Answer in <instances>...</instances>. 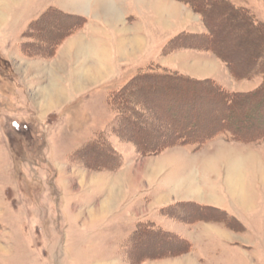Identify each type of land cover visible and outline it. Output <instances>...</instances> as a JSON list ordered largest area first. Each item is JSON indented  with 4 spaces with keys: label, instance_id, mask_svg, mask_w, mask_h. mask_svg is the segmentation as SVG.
<instances>
[{
    "label": "rangeland",
    "instance_id": "obj_1",
    "mask_svg": "<svg viewBox=\"0 0 264 264\" xmlns=\"http://www.w3.org/2000/svg\"><path fill=\"white\" fill-rule=\"evenodd\" d=\"M63 1L67 6H57L58 0H0V264H264V225L244 233L243 225H230L249 239L243 242L250 249L238 244L227 255L221 245L210 243L237 236L215 225L192 224L202 216L224 218L215 210H202L198 201L227 191L232 176L247 195L254 191L257 202L248 206L239 201L245 208L254 206L256 221L263 222L264 136L241 142L252 147L223 143L206 159L192 157L207 164L199 172L191 166V156L165 152L176 146L142 152L140 147L153 148L178 129L159 115L178 101L162 81L133 84L138 74L153 69L204 82L196 87L200 94L213 83L241 94L261 90L264 35L253 21L264 26V0H227L247 11L246 18L216 0H168L173 19L163 21L167 29L158 33V53H147V42L129 48L102 77L70 92L65 84L75 75H68L79 70L77 62L84 57L73 51L77 45L68 38L84 26L86 6ZM105 58L107 63V54ZM52 74L62 77L57 84L64 91L54 90L45 99ZM153 83L167 93L151 95L138 88ZM128 84L135 91L124 104L139 114L133 123L123 119L121 132L126 136L120 137L116 120L121 99L116 97ZM176 86L185 93L193 90L191 83ZM263 99L264 94L255 98ZM198 101L197 107L206 110L204 96ZM240 106L232 110L238 113L242 132L250 131L254 120ZM223 133L187 146L211 149L219 142H239ZM177 157L188 160L180 175L173 166ZM190 175L193 186L187 189L181 178ZM152 217L180 232L179 237L190 238L191 251L174 242L171 233L145 234L146 227L132 241L137 226L156 224L150 223Z\"/></svg>",
    "mask_w": 264,
    "mask_h": 264
},
{
    "label": "crops",
    "instance_id": "obj_2",
    "mask_svg": "<svg viewBox=\"0 0 264 264\" xmlns=\"http://www.w3.org/2000/svg\"><path fill=\"white\" fill-rule=\"evenodd\" d=\"M44 1L47 2L48 0H44ZM51 1H54V0H51ZM60 1L58 0L57 6L58 5L61 7L67 6L66 5L67 2L64 3L63 1L61 3ZM74 1L75 0H73V2ZM77 3H78V6L82 8L86 6L85 7L86 8L85 9L86 10L85 11L86 12L85 13L86 22L84 26L81 28V30L78 31V33L68 38L69 40L71 39L70 44L77 45V42H79V40L82 39V41L84 42V45L86 44L85 46H87V48L88 47L91 48L92 50L93 54L90 60L89 58L87 59L88 64H91V65L93 62L99 59L101 51L104 49L105 55L107 54L109 58L107 63H105L106 58L104 56L103 62L106 65L105 71L107 69H110V66L114 63L118 65L119 61L121 60L120 59L121 55L124 53H127L129 48L139 49L141 45L146 42L150 44L151 46L149 50L146 51L147 53H150V52L158 53L159 52V49H158L159 43L157 41L158 33L162 30H163L162 32H164L167 29V26L165 25L163 21L167 19L168 20L173 19L171 18V14H173V10H171L168 0H78ZM108 8H111V9H108ZM63 50H66V48H64ZM70 52L72 51L70 50L67 51L68 54H70ZM76 66L71 67V68L72 69L76 68ZM102 75L103 74H101L100 76L102 77ZM97 79L98 77L95 80ZM95 80H92V82H94ZM69 90L70 88L66 90V92H70ZM72 90L74 91V88H72L71 91ZM223 143L226 146L237 145V146L252 147V144L250 143L223 141L222 143L219 142L218 145L216 144L213 145L211 149H204V148L194 149L189 146H176V147L167 149L165 152L169 153V155L173 153H178L181 155L184 154V155L191 156L190 158L191 166L194 167L195 171L197 170L199 172L201 168L205 169L207 164L201 163V161L193 162L192 157L197 156L196 158L201 157V160L206 159L209 153L212 151V149H214V146L216 147L215 149H217V146ZM185 147H189V148L186 149ZM220 150H222V148ZM177 158H179V161L182 160V157H177ZM179 161H176L175 159H173V163H174V164L172 163L173 166L175 168H178L177 170H179V168H182L183 170H185L186 169L185 160L182 162H179ZM173 173L175 174V172ZM177 173L178 175H180L179 171H177ZM247 175L251 176L249 170H248ZM168 182L170 185L169 179H168ZM228 190L227 191L221 190L220 193H217L215 196L210 195L209 197H207L208 194L206 196L204 195L205 199H202L200 202L198 201L199 206L216 208L217 209L216 213L224 214V218L220 217L219 219L213 220L211 218H206L205 216H202V218H198L192 221L193 225L196 223H207L209 225H215L219 229L224 230L226 234L228 235H231L233 237L234 235L237 236L236 239H233V240H229V239L221 240L220 239L216 243H213V244L210 243V245H209V242H206L208 243L209 246L221 245L222 248L224 249V252L227 255L235 252V249L237 248V246L239 247L238 244H240V246H244L247 249H250L249 247L250 245L245 246L246 242H243V241H249V239L245 240L244 238H242L240 236L241 235L240 232L235 231L238 229H236V227H230V225H241V226L243 225L245 227L244 228L245 231H243V233L247 232L248 230H252L255 225H264V220L263 222L256 221L255 213L258 211L254 206L252 208L244 207L245 204L248 206H251L250 203L257 202V200L254 199L255 198L254 191H253V196L247 195V193L244 191L242 193L243 196L239 198L240 193L237 194V192H240V191L235 192L233 195L232 193H229L230 190L229 191ZM250 197L252 198L250 199ZM233 198H236V199H233ZM239 200L245 204L241 203ZM230 217H233L237 222L235 224L231 223L228 220ZM172 218L174 217L172 216ZM151 221L156 223L155 225L161 226L164 230L181 236L180 232H177L175 230H171V228H166L162 226L164 224H162L161 221H158L154 219L153 217ZM182 237L188 240L190 244H192L191 243L192 240H190V238L185 237V235H183ZM252 245H255V243H252ZM190 251L191 250H189V252ZM238 254L239 252L237 253V255Z\"/></svg>",
    "mask_w": 264,
    "mask_h": 264
},
{
    "label": "trees",
    "instance_id": "obj_3",
    "mask_svg": "<svg viewBox=\"0 0 264 264\" xmlns=\"http://www.w3.org/2000/svg\"><path fill=\"white\" fill-rule=\"evenodd\" d=\"M217 2L223 3L231 8L232 11L238 13L241 17H245L249 14L247 11L243 9H238L230 4L227 0H216ZM253 27L258 29L263 35H264V26L261 23H256L253 21ZM133 84H137L139 81L144 80L145 82L148 80L154 81H162V84L168 85V87L172 88L168 91L165 89V91L170 93L172 97L178 101L175 105L173 103L167 104L168 109H165L163 111L160 110V116L163 117L166 116L168 119L167 121H170V124L175 123L177 125L178 129H174V134L166 138L165 140L158 139V144L153 148H142L140 147V150L145 153L153 154L157 153L160 150H163L166 147L171 146H187L190 143H202L203 141L211 138L214 135H217L220 132H224L223 134H226V136L230 137L229 140H236L239 142H254L255 140L261 138L264 136V99L261 102H257L255 98L259 96L260 94H264V85L261 90L253 91L251 93L241 94L238 92H232L221 89L218 85L212 84L213 86H210V88L206 86L204 89H206V93H201L197 91L196 87L199 84L200 87H202V81L200 80H194L192 78H189L187 76H183L180 73L175 72H169V71H156L153 69H148L147 71H143L140 74L136 76L134 79ZM182 81V82H180ZM180 82V83H179ZM202 82V83H201ZM177 84H189L191 83V86L193 87V90L189 92H183L184 90H178ZM172 85V86H171ZM204 86V85H203ZM141 89V92L148 89V92L152 93L151 95H159L160 93H167L164 91V89L160 88V85L151 84L147 88L146 86L141 85V87H138ZM137 88V89H138ZM208 89L212 90L213 92L209 93ZM135 91L131 87V84H128L123 88L122 90H119L117 92L116 100L121 102L120 107L116 108L117 111V128L116 133L118 136L123 137L126 136L124 132H121V128L123 126V122L125 120H129L130 122H134L137 118L136 111H133V109L130 108L131 104H124V102L128 101L127 95L131 92ZM187 91V90H186ZM205 98V102L203 105L205 106L206 110L202 111V108H198L197 104H199L198 100L201 99V97ZM188 100H184L186 98ZM115 97H113L114 99ZM169 98V97H168ZM171 98V97H170ZM179 98V99H178ZM250 98V99H249ZM114 101V100H113ZM181 101L183 103H181ZM257 102V103H256ZM115 103V102H114ZM241 105V106H240ZM243 107L246 110L250 111L249 116L251 115L252 119L254 120L255 125L251 128L249 127L250 131L242 132V125L240 123V120L236 117L238 116V113L236 111L233 112V108L236 107ZM202 109V110H201ZM189 111V112H188ZM142 112V111H141ZM156 112V111H155ZM159 112V111H158ZM207 112V114L205 113ZM213 112V113H211ZM205 113V114H204ZM227 118L230 120V122L227 121H221V120H213L212 118ZM165 118V117H163ZM125 119V120H123ZM166 120V119H165ZM119 123V124H118ZM258 123V124H257ZM234 125V126H233ZM171 127V126H169ZM244 127V126H243ZM115 132V131H114ZM171 139L173 142L171 143ZM101 142H98L97 144H100ZM139 144V142H137ZM141 143V142H140ZM101 145H104L103 143ZM142 144H140L141 146ZM202 208H209L212 210H217L213 207H202ZM169 207H165V210L168 211ZM217 212V211H216ZM202 218V217H201ZM231 223H236L237 221L230 217L228 219ZM194 221V220H193ZM152 223V221H150ZM153 225V223H152ZM149 226L148 223L145 224V226H137L133 234L131 235L132 241L134 239L133 236L143 227H146L144 229H147L148 231H145V234H173L172 239L177 244H180L182 247H186V250L190 249V242L184 238L179 237L177 234L169 232L164 230L159 225H153V227ZM142 232V231H141ZM155 232V233H154ZM144 233V232H143ZM160 235V236H161ZM168 236V235H167ZM170 236V235H169Z\"/></svg>",
    "mask_w": 264,
    "mask_h": 264
},
{
    "label": "bare ground",
    "instance_id": "obj_4",
    "mask_svg": "<svg viewBox=\"0 0 264 264\" xmlns=\"http://www.w3.org/2000/svg\"><path fill=\"white\" fill-rule=\"evenodd\" d=\"M108 9H111V8H108ZM108 9H107V11H108ZM86 45V44H85ZM84 45V42L82 41V39L81 40H79V42H77V49H75V50H73L74 52H76V54H78V55H80L81 56V58L82 57H84L83 58V60L82 61H79V62H77V64H78V68H79V70L78 71H71L70 73H69V75L68 76H70L71 78H72V75L71 74H74L75 75V79H74V81L72 82H67L66 84H65V88L63 87V86H60L59 84H57L58 82H63L61 79H62V77L61 76H59L58 74L56 75V74H52V79H53V83H52V85L50 86V88H48V89H46L45 91V99H47V97H49L48 95L49 94H52L53 95V93H51V92H53L54 90L58 93L60 90H61V92L62 91H64V89H66V90H68L69 88H70V90L72 89V88H74L75 86H80L81 87V85L82 86H84V85H88V84H90V82H92V80H95L97 77L99 78V77H101L100 75L101 74H103L104 73V71H105V69H106V65L104 64V56H105V51H104V49L101 51V54H100V56H99V59H97L95 62H93L92 63V65L91 64H88V62H87V59L89 58V60H90V58H91V56H92V50H91V48H89L90 49V51H89V49L87 48V46H85ZM132 46H133V44H132ZM135 46V45H134ZM87 49V50H86ZM133 50V49H132ZM64 54H65V52H63ZM67 53V52H66ZM72 54H73V52H71ZM71 53L69 54L70 56H71ZM68 54V53H67ZM76 56V55H75ZM74 57V56H73ZM76 59H78L77 57H75ZM70 59V58H69ZM84 60H86V61H84ZM58 62V61H57ZM59 66V65H58ZM61 67V66H60ZM59 67V68H60ZM56 68V67H55ZM58 69V68H57ZM77 76V77H76ZM67 86V87H66ZM64 88V89H63ZM65 90V91H66ZM69 90V91H70ZM57 95V94H56ZM55 95V96H56ZM55 97L54 96H52L51 97V99L53 100ZM50 99V98H49ZM56 99V98H55ZM179 99V98H178ZM57 100V99H56ZM47 102H50L49 100L47 101ZM57 102V101H56ZM47 105V104H46ZM189 112V111H188ZM187 157V156H186ZM185 159V162H188V160L186 159V158H184ZM189 160H190V157H189ZM180 162V161H179ZM182 169V168H181ZM234 170V169H233ZM179 171V170H178ZM179 173L181 174L182 173V171L180 172L179 171ZM183 175V174H182ZM192 175H190V178L189 177H183V178H181V176H180V178H181V183H185V182H187L186 184H188V186H187V189H189V187L190 186H193V179H192V177H191ZM193 177H194V175H193ZM229 177V176H228ZM227 186H228V188H229V190H230V193H232L233 195H234V193L235 192H237V191H240V192H237V194L238 193H240L239 194V198L241 197V196H243V192H244V190L241 188V186H237V183H235V177H230L229 178V180L227 181ZM237 186V187H236ZM193 188V187H192ZM193 192V191H192ZM113 198V197H112ZM244 198V197H243ZM243 198H241V199H243ZM112 200V199H111ZM202 210H204V209H202ZM219 214V213H218Z\"/></svg>",
    "mask_w": 264,
    "mask_h": 264
}]
</instances>
